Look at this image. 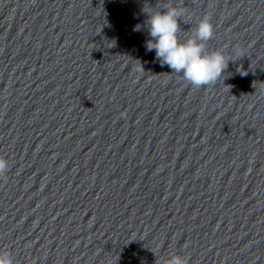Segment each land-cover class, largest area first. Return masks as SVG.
<instances>
[{"label":"water","instance_id":"obj_1","mask_svg":"<svg viewBox=\"0 0 264 264\" xmlns=\"http://www.w3.org/2000/svg\"><path fill=\"white\" fill-rule=\"evenodd\" d=\"M169 5L214 83L147 49ZM0 157L14 264H264V0H0Z\"/></svg>","mask_w":264,"mask_h":264},{"label":"clouds","instance_id":"obj_2","mask_svg":"<svg viewBox=\"0 0 264 264\" xmlns=\"http://www.w3.org/2000/svg\"><path fill=\"white\" fill-rule=\"evenodd\" d=\"M184 14L183 8L170 5L163 11L148 13L147 24L151 39L147 41V49L149 51L155 49L156 58L162 66L167 65L172 72L182 73L184 80L194 87L214 83L228 67L231 59L221 50L211 52L205 50L206 42L214 33L208 15L199 21L194 34L181 42L178 37L180 31L178 21ZM236 54L242 56L243 52L237 49ZM143 70L142 65L137 69V71ZM8 169L7 160L0 157V176ZM0 264H14L9 252H0ZM167 264H188V258L172 254Z\"/></svg>","mask_w":264,"mask_h":264}]
</instances>
